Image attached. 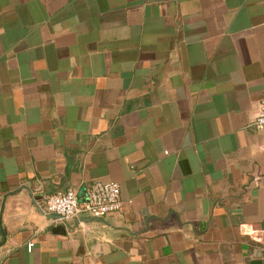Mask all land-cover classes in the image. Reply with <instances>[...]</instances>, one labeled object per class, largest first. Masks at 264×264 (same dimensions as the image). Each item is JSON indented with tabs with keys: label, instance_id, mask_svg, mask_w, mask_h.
Returning <instances> with one entry per match:
<instances>
[{
	"label": "crops",
	"instance_id": "1",
	"mask_svg": "<svg viewBox=\"0 0 264 264\" xmlns=\"http://www.w3.org/2000/svg\"><path fill=\"white\" fill-rule=\"evenodd\" d=\"M263 96L264 0H0V264H264Z\"/></svg>",
	"mask_w": 264,
	"mask_h": 264
},
{
	"label": "built area",
	"instance_id": "2",
	"mask_svg": "<svg viewBox=\"0 0 264 264\" xmlns=\"http://www.w3.org/2000/svg\"><path fill=\"white\" fill-rule=\"evenodd\" d=\"M253 126L264 136V96L260 100ZM120 187L116 182H97L87 189L85 197L80 200L77 194L69 189L61 194L47 197L44 200V212L56 215L64 220L79 216L102 219L121 208ZM259 248L264 252V226L260 230ZM33 244H28L30 250Z\"/></svg>",
	"mask_w": 264,
	"mask_h": 264
},
{
	"label": "water",
	"instance_id": "3",
	"mask_svg": "<svg viewBox=\"0 0 264 264\" xmlns=\"http://www.w3.org/2000/svg\"><path fill=\"white\" fill-rule=\"evenodd\" d=\"M52 217L56 218L57 220H61L63 225L62 226H59L58 228V231H60L61 229H64L65 227V224H67L68 220H64L62 218H60L59 216H56V215H52ZM63 233V232H62Z\"/></svg>",
	"mask_w": 264,
	"mask_h": 264
}]
</instances>
